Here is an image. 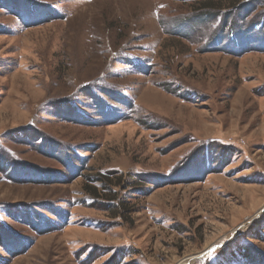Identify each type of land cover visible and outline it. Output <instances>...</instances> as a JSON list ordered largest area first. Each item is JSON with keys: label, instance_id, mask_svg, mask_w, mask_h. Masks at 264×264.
<instances>
[{"label": "rangeland", "instance_id": "374dc122", "mask_svg": "<svg viewBox=\"0 0 264 264\" xmlns=\"http://www.w3.org/2000/svg\"><path fill=\"white\" fill-rule=\"evenodd\" d=\"M222 240L264 264V0H0V264Z\"/></svg>", "mask_w": 264, "mask_h": 264}, {"label": "bare ground", "instance_id": "6f19581e", "mask_svg": "<svg viewBox=\"0 0 264 264\" xmlns=\"http://www.w3.org/2000/svg\"><path fill=\"white\" fill-rule=\"evenodd\" d=\"M224 242H225V240H222V241L219 242V243L211 244V245L207 246L203 252H201L200 254H198L197 257L195 256V257H193V258H187V259H185V260L179 261L178 264H188L189 261H191V259H197V258H200V257L204 256V254H206V253H209V252L211 253V252H213V251H214L219 245H222ZM224 244H226V242H225Z\"/></svg>", "mask_w": 264, "mask_h": 264}, {"label": "trees", "instance_id": "16d2710c", "mask_svg": "<svg viewBox=\"0 0 264 264\" xmlns=\"http://www.w3.org/2000/svg\"><path fill=\"white\" fill-rule=\"evenodd\" d=\"M206 17H207V16H206ZM214 43L216 44V42H213V44H214ZM112 208H113V207H112ZM108 209H109V208H108ZM117 209L119 210V208H117ZM15 255H17V254H15Z\"/></svg>", "mask_w": 264, "mask_h": 264}]
</instances>
